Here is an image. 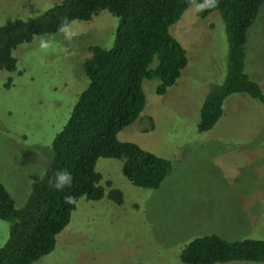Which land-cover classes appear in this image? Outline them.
Returning <instances> with one entry per match:
<instances>
[{
	"label": "rangeland",
	"instance_id": "374dc122",
	"mask_svg": "<svg viewBox=\"0 0 264 264\" xmlns=\"http://www.w3.org/2000/svg\"><path fill=\"white\" fill-rule=\"evenodd\" d=\"M63 1L0 0V27L36 18ZM118 24L108 12L75 22L78 36L71 44L57 35L47 52L38 40L21 45L14 52L17 71L0 72V183L18 208L45 173L53 140L86 86L90 47L112 48ZM171 33L187 50V68L162 96L158 80L145 81V110L118 135L169 160L171 175L161 188L144 190L123 176L118 160L100 159L102 185L111 181L123 204L115 205L109 190L97 202L81 199L55 250L35 264H182L181 251L196 236L264 240V104L234 95L217 126L199 133L204 99L226 76L225 24L217 13L201 19L191 8ZM245 69L264 92V5L249 31ZM10 227L0 220V248Z\"/></svg>",
	"mask_w": 264,
	"mask_h": 264
},
{
	"label": "trees",
	"instance_id": "16d2710c",
	"mask_svg": "<svg viewBox=\"0 0 264 264\" xmlns=\"http://www.w3.org/2000/svg\"><path fill=\"white\" fill-rule=\"evenodd\" d=\"M263 5L264 0H219L217 9L198 13L201 19L215 13L221 16L229 45L224 82L214 84L204 99L199 133L217 126L225 115L226 101L234 95H246L264 104L262 88L245 69L249 31ZM189 9V0H64L36 18L17 19L0 27V72L14 73L18 69L14 52L21 45L33 43L34 36L56 33L64 17L90 22L108 12L119 22L112 48L90 47V58L83 64L86 86L55 136L43 178L32 185L25 205L18 208L0 183V220L11 224L9 239L0 248V264H35L55 250L57 237L69 226L77 209V205L65 204L66 195L75 196L78 203L81 199L97 202L109 190L108 198L117 206L123 204V193L113 188L111 181L102 185L103 176L96 168L100 159L118 160L123 176L144 190L161 188L171 175L169 160L134 143L121 142L118 135L145 110V81L158 80L156 94L162 96L187 68V50L171 28ZM64 169L73 176L72 187L56 191L48 181ZM180 261L264 264V240L196 236L183 247Z\"/></svg>",
	"mask_w": 264,
	"mask_h": 264
},
{
	"label": "clouds",
	"instance_id": "9594fccd",
	"mask_svg": "<svg viewBox=\"0 0 264 264\" xmlns=\"http://www.w3.org/2000/svg\"><path fill=\"white\" fill-rule=\"evenodd\" d=\"M189 6L197 13L214 10L219 7V0H189ZM75 21L69 20L67 17L61 19L56 33L50 36H34V40H38L39 49L47 52L55 43L57 35H62L65 41L71 44L78 36L74 30ZM67 51V49H65ZM43 178V176H41ZM49 186L56 191H63L65 188H71L73 184V176L70 171L64 169L55 173L54 177L48 181ZM64 202L67 205H78V199L72 195H66Z\"/></svg>",
	"mask_w": 264,
	"mask_h": 264
}]
</instances>
